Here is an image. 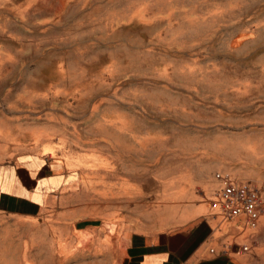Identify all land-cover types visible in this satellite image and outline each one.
<instances>
[{
  "label": "rangeland",
  "instance_id": "374dc122",
  "mask_svg": "<svg viewBox=\"0 0 264 264\" xmlns=\"http://www.w3.org/2000/svg\"><path fill=\"white\" fill-rule=\"evenodd\" d=\"M26 147L35 181L3 190L81 154L122 163L147 218L205 202L216 172L264 188V0H0V169H29ZM84 172L81 209L104 213L107 175ZM8 228L0 264H21Z\"/></svg>",
  "mask_w": 264,
  "mask_h": 264
},
{
  "label": "crops",
  "instance_id": "0c3cea01",
  "mask_svg": "<svg viewBox=\"0 0 264 264\" xmlns=\"http://www.w3.org/2000/svg\"><path fill=\"white\" fill-rule=\"evenodd\" d=\"M21 149L30 170L26 166L8 171L0 169V228L9 224L7 230L18 229L9 234L8 240L14 243L15 236L23 240L18 242L24 246L18 258L21 264H260L264 261V204L256 228L249 227L244 216L223 218L208 200L220 186L215 173L205 181V202L173 206V216L169 219L147 218L144 208L131 201L135 191L130 188L129 173L122 163L116 165L112 161L102 166L93 159L85 161L81 154L77 155L80 160L74 168L64 163L65 172L50 174L44 179L48 181L44 186L33 182L36 188L28 196L3 190L1 185L6 180L21 189H25L21 179L35 181L31 174L39 171L42 157L34 155L35 148ZM85 169L92 170L95 176L99 170L107 175L109 191L104 213H89L88 208L82 211L78 196L85 188ZM90 178L89 186L91 179H95ZM252 182L259 187L264 200L263 186ZM37 233L41 234L40 238H35ZM39 244L45 249L35 257L33 247ZM243 246L248 249L243 251Z\"/></svg>",
  "mask_w": 264,
  "mask_h": 264
},
{
  "label": "built area",
  "instance_id": "2783aa9c",
  "mask_svg": "<svg viewBox=\"0 0 264 264\" xmlns=\"http://www.w3.org/2000/svg\"><path fill=\"white\" fill-rule=\"evenodd\" d=\"M215 178L220 186L209 199L211 208L227 220L244 216L247 225L256 228L264 204L259 187L252 181H241L224 172H216ZM247 249V246L242 247L243 251Z\"/></svg>",
  "mask_w": 264,
  "mask_h": 264
}]
</instances>
